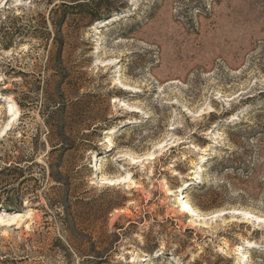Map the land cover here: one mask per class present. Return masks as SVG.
<instances>
[{"label":"rangeland","instance_id":"obj_1","mask_svg":"<svg viewBox=\"0 0 264 264\" xmlns=\"http://www.w3.org/2000/svg\"><path fill=\"white\" fill-rule=\"evenodd\" d=\"M10 99L0 264H264V0H0Z\"/></svg>","mask_w":264,"mask_h":264},{"label":"bare ground","instance_id":"obj_2","mask_svg":"<svg viewBox=\"0 0 264 264\" xmlns=\"http://www.w3.org/2000/svg\"><path fill=\"white\" fill-rule=\"evenodd\" d=\"M6 116H7V120L5 122L4 128L2 130H0V137L4 136L6 131L9 130L11 128V126L17 121V119L19 118V112H18V104L10 99V101L8 102V105L6 106ZM196 169L201 170L202 167L198 166L197 164ZM130 182L131 180L129 178H123L121 180H117V182ZM167 194H172L170 189L166 190ZM179 209L184 212H190V215L192 217L193 220H195L196 217H198L199 219H204V215L201 212H198L197 210H195L194 208L191 207L190 202L186 196V193L182 192L181 193V201L179 202ZM27 215L26 214H21V213H17L11 216H3L0 217V223H2L3 225H13L16 224L17 221H22L23 218ZM5 217V218H4ZM25 219V218H24ZM192 221V223H194V221ZM244 257L248 259L249 255L247 253H243Z\"/></svg>","mask_w":264,"mask_h":264},{"label":"trees","instance_id":"obj_3","mask_svg":"<svg viewBox=\"0 0 264 264\" xmlns=\"http://www.w3.org/2000/svg\"><path fill=\"white\" fill-rule=\"evenodd\" d=\"M19 105H20V103H19ZM63 117H64V115L62 113H61V115L59 114V110L53 111L51 116L50 117L48 116V118L50 120V121L49 120L48 121L51 122V123H48V124H49L51 132H52V137H55L58 140H60L61 144H63V142L65 140V135H66L65 134V129H64L65 127H64V118ZM52 147L54 148L55 146H52ZM52 150H55V148L52 149ZM55 166L57 167L58 165H55ZM50 167H51V165H50ZM52 178L56 182H60L59 178L56 177L54 173H52ZM55 202H57V203H55ZM51 205H54L55 208L56 207L57 208H61V209H66L67 208L65 203H64V201L61 200V199H58V200L54 201V203H52Z\"/></svg>","mask_w":264,"mask_h":264}]
</instances>
